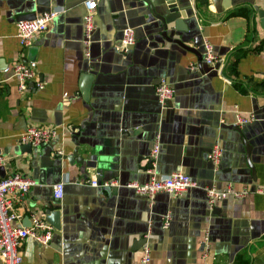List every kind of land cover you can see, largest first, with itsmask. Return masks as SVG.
<instances>
[{"label": "crops", "instance_id": "0c3cea01", "mask_svg": "<svg viewBox=\"0 0 264 264\" xmlns=\"http://www.w3.org/2000/svg\"><path fill=\"white\" fill-rule=\"evenodd\" d=\"M191 6L185 44L196 53L167 41L159 19L136 0H98L86 57L83 0H0L2 176L19 172L35 181L13 201L22 226L44 213L45 205L60 210V230L54 229L48 245L26 238L20 264H140L147 232L150 264H264V25L258 15L264 0H195ZM44 10L60 13L31 46L22 47L17 23ZM128 25L135 43L122 56L117 48ZM204 39L228 60L221 73L204 62ZM22 59L36 62L38 76L23 92L5 72ZM161 79L174 89L164 106L155 95ZM237 115L254 119L236 125ZM30 125H54L57 134L29 151L18 137ZM233 126L252 146L254 177ZM156 138L154 173L183 172L198 187L149 199L126 186L149 180L145 167ZM216 139L222 153L212 167L207 155ZM97 172L102 182L118 181L114 194L84 184ZM60 181L63 197L55 202L53 185ZM228 185L248 194L219 200L211 212L202 187Z\"/></svg>", "mask_w": 264, "mask_h": 264}, {"label": "built area", "instance_id": "2783aa9c", "mask_svg": "<svg viewBox=\"0 0 264 264\" xmlns=\"http://www.w3.org/2000/svg\"><path fill=\"white\" fill-rule=\"evenodd\" d=\"M191 5L195 4V0H188ZM98 0H83L84 7V38L83 46L86 57L90 55V46L92 39V32L95 29L94 14ZM60 13L58 10H51L39 14L33 20H19L17 23L16 37L20 45L27 48L32 45L35 37L48 29L52 20ZM135 43L134 30L131 27L123 29L122 38L118 51L127 53L132 45ZM203 60L216 73H221L226 64V58L215 53L213 45L207 40L203 41ZM18 81V89L23 92L27 89L28 83L38 79L36 71V62L32 60H19L14 62L10 67L5 69ZM38 88L42 86L41 82L37 83ZM155 95L160 103L164 106L174 96L173 87L165 80L161 79L155 86ZM254 117H243L237 115L236 125L251 122ZM54 125H30L19 134V141L24 144H31L32 147H37L41 144L47 143L55 138L57 132ZM159 152V141L153 143L152 149L149 153V160L152 167L149 170L150 178L147 182L141 184L132 181L126 184L127 187L132 188L136 194L145 195L149 199L159 192H166L172 196H180L188 189L198 187V183L189 175L183 172H173L166 176H157L154 173L157 156ZM222 153L221 147L216 143L209 151L207 158L214 164L218 163ZM61 154V151H58ZM6 158L0 155V167L5 163ZM97 175V174H96ZM96 175L84 181V184L90 186H97ZM35 185V181L29 176L23 175L19 172H13L8 175H0V264H20L22 261L19 247L26 238H31L40 245H48L54 228L45 220V214H34L31 217L29 226H22L20 221L22 215L14 208L13 201L25 196L29 189ZM102 186H119L118 181L102 182ZM209 207H213L219 200L225 199L228 196L242 198L248 194V189H236L228 185L224 189H217L215 187L203 188ZM264 193V190H260ZM64 182L60 181L53 185V197L60 201L63 197ZM170 223V215L163 216V227L167 228ZM148 234V233H147ZM144 235L145 238L148 236ZM202 242L204 244L202 252L207 253L209 249V240L207 232H205ZM151 249L148 243L142 246V253L140 257V264H150Z\"/></svg>", "mask_w": 264, "mask_h": 264}, {"label": "water", "instance_id": "95a60500", "mask_svg": "<svg viewBox=\"0 0 264 264\" xmlns=\"http://www.w3.org/2000/svg\"><path fill=\"white\" fill-rule=\"evenodd\" d=\"M139 5L142 7L144 6L146 13L153 15L154 17H156L157 19H159L160 21V28H161V35L169 42L171 43H175L177 45H179L180 47L190 50L194 53H196V51H194V49H192V47H188L185 42H186V31L189 29L187 24L191 23V21L194 19V14L192 12V6L190 4V2L188 0H185V2H183V0H136ZM46 11L49 10H44L38 14H42ZM258 15L260 17L263 18L262 20V24L264 25V11L259 10L258 11ZM38 15H36L35 13H32L31 15H24L22 17L23 20H33L37 17ZM131 27V25L129 26H125L123 27ZM132 28V27H131ZM122 29V32H123ZM179 36V37H176ZM121 38H122V34H121ZM134 38H135V34H134ZM187 38V37H186ZM121 40V39H120ZM120 45V44H119ZM131 49V48H130ZM130 51V50H129ZM128 51V52H129ZM122 56L127 55V53H122L120 51H118ZM82 79H87V81L91 80V77H89V75L87 74H83ZM160 82V80H159ZM158 82V83H159ZM157 83V84H158ZM156 84V85H157ZM85 88H84V96L86 97L88 94V86L87 84H85ZM234 129L240 134L241 136V141L243 142L244 146H245V151H246V161L248 164V167L251 170L252 176H255V169H254V165H253V161H252V146L250 145V143H248V141L246 140L245 136L243 135L241 129L238 126H233ZM220 144L219 141L216 139L213 141L212 146L214 144ZM25 147L27 148V150H31L32 149V145L27 143L24 144ZM211 146V148H212ZM220 146V145H219ZM211 150V149H210ZM76 154L73 153L72 156H74ZM159 155V152H158ZM69 158V161H72V157H67ZM64 157V158H65ZM73 160H76L79 164L81 165H90V163H88V161L84 158L81 157V159H76L74 157ZM158 162V156H157V161L156 164ZM211 162V161H210ZM212 167H214L213 163L211 162ZM152 167V165L150 164V160L148 157V161H147V165H146V169H150ZM156 174V173H155ZM0 175L2 176V168L0 167ZM158 176V175H157ZM87 180V179H84ZM96 184L97 186L102 187V189L104 191H106L108 194H114V191L117 190V188L119 186H102V179H101V175L99 172H97L96 175ZM204 188V186L202 187ZM205 193V191H204ZM206 195V193H205ZM207 200V197H206ZM55 202H58V200L54 199ZM45 220L56 230H60L61 225H60V210L58 206H52V205H45ZM210 208V207H209ZM216 209L210 208L211 212H215ZM163 220V219H162ZM207 232V238L210 241V231H206ZM148 233V232H147ZM146 233V234H147ZM149 238H145L143 235V244L148 243L149 244ZM150 246V245H149ZM203 242H201L200 244V250H203Z\"/></svg>", "mask_w": 264, "mask_h": 264}, {"label": "trees", "instance_id": "16d2710c", "mask_svg": "<svg viewBox=\"0 0 264 264\" xmlns=\"http://www.w3.org/2000/svg\"><path fill=\"white\" fill-rule=\"evenodd\" d=\"M196 1H199L200 3H204L205 2V0H196ZM235 57L237 58V54H236ZM227 62H228V60H226V64H227ZM226 64H225V66H226ZM228 70L230 71V74H231V72H234L233 75L235 76V67L231 63L228 66Z\"/></svg>", "mask_w": 264, "mask_h": 264}]
</instances>
